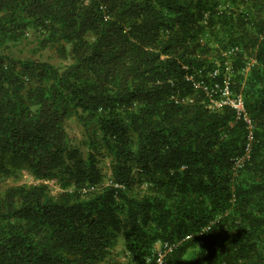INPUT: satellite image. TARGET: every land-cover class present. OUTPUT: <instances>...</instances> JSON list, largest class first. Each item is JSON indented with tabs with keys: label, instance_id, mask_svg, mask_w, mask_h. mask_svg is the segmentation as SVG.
Returning a JSON list of instances; mask_svg holds the SVG:
<instances>
[{
	"label": "trees",
	"instance_id": "trees-1",
	"mask_svg": "<svg viewBox=\"0 0 264 264\" xmlns=\"http://www.w3.org/2000/svg\"><path fill=\"white\" fill-rule=\"evenodd\" d=\"M0 264H264V0H0Z\"/></svg>",
	"mask_w": 264,
	"mask_h": 264
},
{
	"label": "rangeland",
	"instance_id": "rangeland-1",
	"mask_svg": "<svg viewBox=\"0 0 264 264\" xmlns=\"http://www.w3.org/2000/svg\"><path fill=\"white\" fill-rule=\"evenodd\" d=\"M45 57L50 59L52 62H55L58 64L61 63V61H62V58L59 57L53 50L46 51ZM67 129L71 135V138L73 139V142L76 144H81L83 137H84V135H83L84 129L82 127V124L77 120L76 116H73L67 120ZM22 174L23 175L19 180L20 183L37 182V180L36 181L34 180V177L32 176V174L28 173L27 171L25 173H22ZM15 178H16V176L8 178L7 179L8 184L17 183L18 180H16ZM50 183L52 185H54L55 180L51 181ZM53 189H54V192H57L59 190V188L55 187V185L53 186ZM160 245L161 244H159L158 247H160ZM158 249H160V248H158Z\"/></svg>",
	"mask_w": 264,
	"mask_h": 264
},
{
	"label": "built area",
	"instance_id": "built-area-1",
	"mask_svg": "<svg viewBox=\"0 0 264 264\" xmlns=\"http://www.w3.org/2000/svg\"><path fill=\"white\" fill-rule=\"evenodd\" d=\"M231 93L226 90L222 99L214 100V107H222L224 104H230L237 112L238 117L247 116L246 106L242 95L231 96Z\"/></svg>",
	"mask_w": 264,
	"mask_h": 264
}]
</instances>
